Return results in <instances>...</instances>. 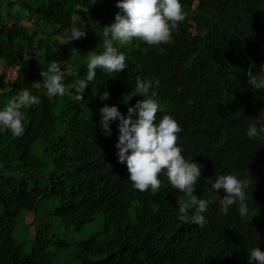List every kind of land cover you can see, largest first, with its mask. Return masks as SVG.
Wrapping results in <instances>:
<instances>
[{
	"label": "trees",
	"instance_id": "16d2710c",
	"mask_svg": "<svg viewBox=\"0 0 264 264\" xmlns=\"http://www.w3.org/2000/svg\"><path fill=\"white\" fill-rule=\"evenodd\" d=\"M180 2L187 16L170 43L117 45L126 69H97L77 102L71 89L49 100L40 73L58 62L71 73L66 86L85 79L88 55L103 51V27L120 11L117 0H0V67L19 68L0 93V111L21 90L41 101L24 112L22 136L0 130V264H249L253 248L264 251V137L247 136L264 110V90L246 75L264 65V0ZM34 18L36 28L23 25ZM73 28L86 36L60 45ZM137 77L153 83L157 123L172 116L182 155L203 166L194 192L210 201L202 228L181 222L184 194L166 177L155 195L134 189L118 161L119 119L110 135L103 130L105 105L126 117L143 99ZM226 174L250 181L246 216L238 203L221 211L225 193L212 183ZM28 214L37 228L30 252L15 235ZM44 216L90 234L73 243L51 238Z\"/></svg>",
	"mask_w": 264,
	"mask_h": 264
},
{
	"label": "clouds",
	"instance_id": "9594fccd",
	"mask_svg": "<svg viewBox=\"0 0 264 264\" xmlns=\"http://www.w3.org/2000/svg\"><path fill=\"white\" fill-rule=\"evenodd\" d=\"M116 7L120 11L116 13L114 22L103 27V51L88 55L85 79L66 86L65 76L71 73L63 71L58 62H52L47 71H41L43 87L49 100L68 95L69 89L74 93L73 100H82L88 82L95 80L97 69L110 75L126 69V56L118 51L117 45L129 44L134 39L149 46L168 44L172 41L173 31L187 16L180 0H117ZM85 36L86 32L82 28H73L70 33L65 32L59 43L68 44ZM246 75L254 89L264 90V65L257 74L249 70ZM155 84L158 85L159 81H155ZM152 88L151 81L146 82L137 77L135 91L143 99L128 108L126 117L116 106L105 105L100 110L103 130L106 135H110V122L119 119L116 144L118 161L126 164L128 179L134 189L140 192L150 190L155 195L162 187L160 177H166L172 188L184 194L178 201L181 222L202 228L206 225L202 213L207 211L210 201L199 198L194 192L203 166L182 155V149L178 146V134L182 129L172 116L164 115L157 123L160 103L155 99L156 91H150ZM40 103V99L28 90H21L0 111V130H9L14 137L22 136L24 123L20 109ZM247 136L264 137V110L256 117V123L249 126ZM249 183L248 179L241 180L233 174L219 175L212 183L216 192L222 189L225 193L219 200L223 214L226 215L230 206L237 203L240 216L248 214L246 189ZM248 258L249 264H264V251L253 248Z\"/></svg>",
	"mask_w": 264,
	"mask_h": 264
},
{
	"label": "rangeland",
	"instance_id": "374dc122",
	"mask_svg": "<svg viewBox=\"0 0 264 264\" xmlns=\"http://www.w3.org/2000/svg\"><path fill=\"white\" fill-rule=\"evenodd\" d=\"M11 2L15 0H10ZM13 14H16L18 11L17 8H11L10 9ZM22 23L25 26H34L35 28L38 26L40 23V19L34 18L32 22H29L26 19H22ZM194 25V24H192ZM27 57H30V54L27 55ZM19 68L13 67L11 69H6L5 66L0 67V93L3 92V87L5 84L6 90L10 88V85L8 83H13L17 77ZM22 112V115H24V112L27 111V107H23L20 109ZM34 216L33 214H28L26 215V218L24 220H21L19 225L16 228V237L19 241H21L24 244V248L26 252H30L32 249V245L34 242V237L36 235V226L30 224L33 222ZM41 222L45 223L46 226H48V231L50 232V237L60 240V241H65V242H76L80 241L82 239H85L88 237L90 234L91 230H88L82 234L80 233H75L70 230H65L64 228L60 227L59 223L55 221L54 219L50 217H41ZM98 222L101 223V219L98 220ZM92 230H94V227H92Z\"/></svg>",
	"mask_w": 264,
	"mask_h": 264
}]
</instances>
